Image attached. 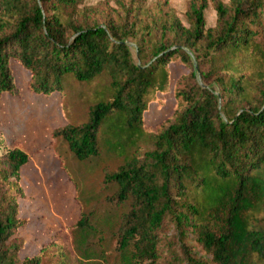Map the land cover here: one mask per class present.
Listing matches in <instances>:
<instances>
[{
  "label": "trees",
  "instance_id": "obj_1",
  "mask_svg": "<svg viewBox=\"0 0 264 264\" xmlns=\"http://www.w3.org/2000/svg\"><path fill=\"white\" fill-rule=\"evenodd\" d=\"M86 1L0 0V95L17 91L11 59L37 94L62 93L70 78L84 84L93 101L88 121L54 135L87 160L100 154L105 126L122 122L134 138L150 127L145 113L171 91L169 64L179 60L190 73L175 85L173 115L149 133L151 149L118 153L124 141L114 132L125 158L105 175L106 200L127 207L114 249L121 264H264V0H212L214 28L194 2L189 25L174 15L159 24H90L78 16ZM30 160L0 130V264H40L20 257L17 235L28 222L18 214L20 169ZM94 217L82 212L74 228L86 251L89 236L104 232Z\"/></svg>",
  "mask_w": 264,
  "mask_h": 264
},
{
  "label": "rangeland",
  "instance_id": "obj_2",
  "mask_svg": "<svg viewBox=\"0 0 264 264\" xmlns=\"http://www.w3.org/2000/svg\"><path fill=\"white\" fill-rule=\"evenodd\" d=\"M229 3V0H223ZM205 5L206 26L214 28L218 22L212 0H87L81 5L79 20L90 24H118L129 19L159 24L170 15L189 25L190 3ZM135 53L137 45L130 41ZM194 63L198 66L196 59ZM17 91L0 95V130L8 146L13 143L29 153L31 160L20 169V184L24 195L19 197V216L28 222L17 235L23 238L20 257L40 258V264H121L114 249V231L126 206L107 201L112 190L105 182L107 172L118 170L125 154L134 145L140 153L151 149L149 133L159 128L173 115V90L177 81L190 73L179 60L169 64L171 91L164 95L161 104L152 102L145 113L149 128L134 131L122 122L99 132L100 154L87 160L74 157L66 141L55 132L67 124L88 121L93 101L84 84L70 78L64 91L40 95L28 86L30 73L18 61L10 62ZM201 81V75L198 74ZM217 92L219 88L216 87ZM122 129V132L119 128ZM124 141L116 152L114 136ZM134 138L131 144L125 142ZM126 144V145H125ZM95 214L93 222L104 229L103 235H90L84 243L75 231L82 212ZM109 220V222H106ZM169 235L172 232H168ZM172 237V236H170ZM192 250L204 255L205 251L193 239ZM87 254H91L88 257Z\"/></svg>",
  "mask_w": 264,
  "mask_h": 264
}]
</instances>
